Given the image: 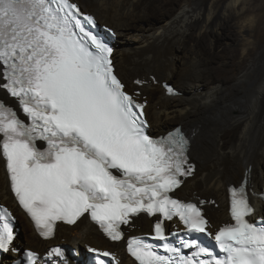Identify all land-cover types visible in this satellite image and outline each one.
<instances>
[{
	"label": "snow or ice",
	"instance_id": "1",
	"mask_svg": "<svg viewBox=\"0 0 264 264\" xmlns=\"http://www.w3.org/2000/svg\"><path fill=\"white\" fill-rule=\"evenodd\" d=\"M74 13L79 9L70 0H0V79L28 117L26 123L0 102V158L19 204L45 237L57 221L75 224L85 213L114 241L140 213L162 215L153 239H165L164 221L174 216L205 233L208 222L197 205L169 195L180 186L178 176L191 171L183 169L187 141L178 132L159 140L145 133L144 106L114 74L112 49ZM231 196L234 224L215 235L223 258L165 246L169 259L139 239L128 241L130 254L138 264H264V226L246 219L252 209L244 187ZM12 239L8 223H0V251Z\"/></svg>",
	"mask_w": 264,
	"mask_h": 264
},
{
	"label": "bare ground",
	"instance_id": "2",
	"mask_svg": "<svg viewBox=\"0 0 264 264\" xmlns=\"http://www.w3.org/2000/svg\"><path fill=\"white\" fill-rule=\"evenodd\" d=\"M73 1L92 13L99 24L116 31L112 64L126 88L137 90L146 102L144 112L151 132H166L177 127L175 124L188 131L189 156L196 167L179 194L204 200L209 227H220L228 221L227 187L231 182H238L250 168L249 188L260 194L264 186V2ZM182 44L189 46V53L177 60ZM135 79L142 82L141 87L133 84ZM163 80L172 81L180 96H167L159 86ZM0 97L6 98L1 88ZM5 175L0 158V198L13 207L22 226L16 237L19 246L41 252L48 246H60L73 262L70 250L83 257L85 246L90 245L109 248L122 262L133 264L123 254V242L109 244L86 217L72 227L59 225L54 239L43 240L31 220L14 208ZM251 200L256 203L255 216L263 215L264 205L254 197ZM150 224L139 215L131 232H149Z\"/></svg>",
	"mask_w": 264,
	"mask_h": 264
},
{
	"label": "rangeland",
	"instance_id": "3",
	"mask_svg": "<svg viewBox=\"0 0 264 264\" xmlns=\"http://www.w3.org/2000/svg\"><path fill=\"white\" fill-rule=\"evenodd\" d=\"M207 0H201V3L202 4H204L205 2H206ZM260 2L262 3V2H264V0H260ZM151 27H153V29L156 27V25H155V23H153L152 25H151ZM190 32H188V34H189ZM221 44H226V42L224 43V41H222V43ZM187 53H189V46L188 45H186V44H182L181 45V49H180V51H177V53H176V56H177V60H183L185 57H186V54ZM179 62V61H178ZM160 78V77H159ZM168 82L169 84H172L173 85V87L177 90L178 89V87L172 82V81H167V80H163V81H161L160 83H159V86L161 87V83L162 82ZM180 95H178L177 97H179ZM0 99H2L1 97H0ZM178 125H180V124H175L174 125V127L175 126H178ZM182 127L185 129V127L182 125ZM185 133H186V135L187 136H189V138H190V135H189V133H188V131L185 129V130H183ZM187 131V132H186ZM233 132V131H232ZM162 133H164V132H162ZM193 159V158H192ZM194 160V159H193ZM196 161V160H195ZM191 162H193L195 165H196V163L194 162V161H191ZM241 180V179H240ZM240 180L238 181V182H231V184H238L239 182H240ZM230 184V183H229ZM187 198H189V197H187ZM192 199H194L193 197H190V199L189 200H192ZM216 206H217V204H216ZM216 206L214 205V208H216ZM19 217V216H18ZM17 218V217H16ZM18 225H19V223H18ZM20 228H22V226H21V224H20V226H19ZM21 230V229H20ZM137 231H139V230H137ZM133 233H136V232H133ZM138 233V232H137ZM146 233V232H145ZM20 245V244H19ZM22 246V245H21ZM88 246H90V245H88ZM22 247H25V248H33V249H35L34 247H32V246H28V245H23ZM37 250V249H36Z\"/></svg>",
	"mask_w": 264,
	"mask_h": 264
},
{
	"label": "water",
	"instance_id": "4",
	"mask_svg": "<svg viewBox=\"0 0 264 264\" xmlns=\"http://www.w3.org/2000/svg\"><path fill=\"white\" fill-rule=\"evenodd\" d=\"M82 10H83V9H82ZM18 228H20L19 225H18Z\"/></svg>",
	"mask_w": 264,
	"mask_h": 264
}]
</instances>
